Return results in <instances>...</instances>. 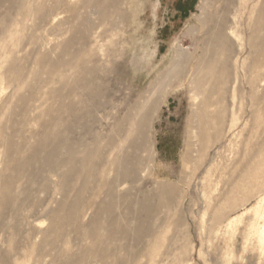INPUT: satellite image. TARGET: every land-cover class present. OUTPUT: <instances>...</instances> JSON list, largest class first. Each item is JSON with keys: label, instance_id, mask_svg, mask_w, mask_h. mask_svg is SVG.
Here are the masks:
<instances>
[{"label": "rangeland", "instance_id": "obj_1", "mask_svg": "<svg viewBox=\"0 0 264 264\" xmlns=\"http://www.w3.org/2000/svg\"><path fill=\"white\" fill-rule=\"evenodd\" d=\"M84 1L23 0L21 9L0 0V177L12 175L5 168L7 138L22 131L15 158L30 159L34 145L43 138L50 104L63 102L57 115L64 117L65 124H71L74 115L79 117L78 124L83 126L79 135L89 146L94 145L95 135L101 144L106 143L140 96H156L144 92L153 88L172 59L183 54L194 58L200 53V20L210 11L227 15V35L234 47L232 74L221 101L225 110L220 141L209 146L195 168L198 138L189 118L201 96L194 99L189 92L191 76L180 73V81L159 96L143 132L137 153L148 162V174L119 187V192L128 190L137 203L144 195H155L160 186L175 187L161 196L159 204L155 200L140 204L139 208L148 212L147 221L155 225L156 235L144 238L151 249L145 250L135 235L127 241L120 237L99 241L96 246H115L127 264H264V61L259 54L252 66L248 45L255 18L263 23L264 0H121L116 10L106 5L105 18L85 7ZM37 6L53 12L35 28L33 21L40 17L33 13ZM78 26H85L83 33H76ZM70 38L71 48L65 50L63 43ZM81 50L86 61L68 65L67 59ZM52 61L58 64L51 66ZM82 65L93 69L87 75L92 93H82L76 83L71 98L65 99L68 87L62 83H75ZM13 69L18 70V78L13 77ZM254 77L258 79L251 87ZM18 97L29 99V105L21 109ZM66 103L74 105L69 115ZM215 108L209 107V113L214 114ZM43 155H38L37 163L24 165L5 197L8 204L3 209L5 221L0 218V264L4 255L6 264H36L44 252L39 247L40 236L27 241L23 225V233L14 235L10 219L11 207L24 198L25 186L34 178L36 185L31 191L40 200L45 195L40 188L47 179L57 182V177L42 167ZM33 166L42 167V176H32ZM247 166L253 174H246ZM240 187L249 192L245 199ZM38 221V229L44 230L48 221ZM131 227H135L134 221ZM66 242L73 255L92 243L88 238L76 241L72 237ZM17 243L21 254L15 253ZM126 244L135 254L132 258L121 250ZM51 257L45 258L44 264H51ZM111 257L112 264H119ZM80 264L100 263L92 254Z\"/></svg>", "mask_w": 264, "mask_h": 264}, {"label": "bare ground", "instance_id": "obj_2", "mask_svg": "<svg viewBox=\"0 0 264 264\" xmlns=\"http://www.w3.org/2000/svg\"><path fill=\"white\" fill-rule=\"evenodd\" d=\"M7 1L9 6L16 4L21 9L23 8V0ZM119 1L121 0H85L84 4L85 7L88 6L100 17L105 18L108 14L105 9L106 5H112L116 10ZM56 3H64V0H56ZM71 9L73 7H70ZM52 12L51 8L35 7L33 13L40 17L37 18V22L33 21V26H40L51 16ZM200 23L203 30L200 53L194 58L183 54L172 59L166 70L161 72L153 82V88L150 87L149 91L144 92L156 93V96L154 98L150 96L151 94L140 96L129 108L114 134L108 137L106 143L101 144L100 137L93 134L95 143L89 146L85 142V138L79 135L83 126L78 124L79 117L77 115L73 116L71 124H65L64 117L60 114L57 115L59 107L63 105L61 101L55 105L50 104L45 112L47 119L44 122L43 138L40 143L34 145L30 159L15 158L18 147L16 141L21 130L7 138L8 159L5 162V168L10 170L12 175L0 177L2 189L0 218L2 221H5L3 217L5 210L3 209L8 204L5 197L13 188L12 180L20 178L26 163H37L38 155L42 152L44 154L42 167L48 171L49 175L54 176L53 178L57 177V182L47 179V184L41 187L42 189L39 187L45 193L41 200L32 194L34 191H31L36 185L34 178L33 182L25 186L24 198L18 205L13 204L11 207L10 219L13 222V234L23 233L20 227L23 225V227H27L24 237L27 241L37 239L39 236L41 238L39 247L44 252L39 254L36 264H44L45 258H50L51 255H53L51 264H80L84 262L85 257L92 254L100 264H112L113 262L108 260L111 256L115 263L127 264L126 257L117 253L119 249L115 246L109 245L106 249L96 246L99 241L116 237L127 241V238L135 235L136 239L142 241L145 250L151 249L150 245L144 243V238L146 235L153 237L156 235L155 225L151 220L147 221L148 212L139 208L140 204L146 205L151 200H155V204H159L162 201L161 196L166 192H173L175 187L160 186L155 195H144L138 203L130 199L128 190L119 192V187H124L134 182L135 178L148 174V162L144 163L137 153L142 147L143 132L148 126L150 114L154 110L159 96L165 93L167 87L180 81V73H188L191 76L189 92L193 93L194 99L201 96L196 105L198 110L195 106V111H192L189 118L190 128L193 124L198 138V159L195 168H198L202 163L209 146L219 142L222 136L221 128L225 109L221 101L223 94L227 93V83L232 74L230 58L234 43L227 35V29H229L227 15H218L216 12L210 11L200 20ZM80 26L76 28V33H83L86 29L85 26ZM72 38L63 43L65 50L71 48ZM248 45L251 49L252 66L256 63L259 54L262 55L264 61V14L263 23L257 16L251 25ZM81 55H83L82 50L71 55L66 63L71 65L79 61L80 64H83L86 60ZM56 64L58 63L52 61L51 66ZM92 72V68L85 69V66L82 65L77 72L75 83L67 84L66 81L62 83V87H68L65 99L72 95L76 83L82 93L90 95L92 86L88 83L87 75ZM11 73L13 77L18 78L17 69H13ZM257 79L258 77H254L250 80L251 87L255 85ZM17 101L21 103V109L29 105V99H25V97H18ZM65 106L69 109L66 111L69 115L68 112L74 105L66 103ZM212 106L216 107L214 114L208 111V108ZM83 115L84 113L81 116ZM255 121H258V117ZM134 132L135 135L132 134ZM130 151L135 154L133 152L130 154ZM257 153L260 155L261 150H258ZM42 167L33 166L32 176L36 178L40 177L39 175L42 176ZM246 169L247 175L253 174L249 166ZM240 188L243 192L242 198L245 199L249 192L246 191V187ZM101 195L104 198L99 199ZM85 217H88L86 222H84ZM39 219L42 222L48 221L44 230L38 229ZM131 221L135 222V227H131ZM72 234L74 235L72 236ZM71 237L76 241L88 238L92 243L87 248L80 247L78 252L73 255L66 242ZM59 244H61L60 247ZM14 248L17 251L15 253L21 254L22 248L18 243ZM121 250L128 251L131 258L135 255L127 244L122 245ZM50 251H53L54 254ZM18 254H16L17 258ZM2 261L3 264H6L7 256L4 255Z\"/></svg>", "mask_w": 264, "mask_h": 264}]
</instances>
